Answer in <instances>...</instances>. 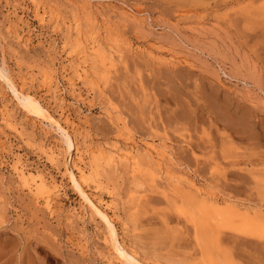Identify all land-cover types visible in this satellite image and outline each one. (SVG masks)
Listing matches in <instances>:
<instances>
[{
  "label": "rangeland",
  "instance_id": "rangeland-1",
  "mask_svg": "<svg viewBox=\"0 0 264 264\" xmlns=\"http://www.w3.org/2000/svg\"><path fill=\"white\" fill-rule=\"evenodd\" d=\"M231 211L264 220V0H0V264H264Z\"/></svg>",
  "mask_w": 264,
  "mask_h": 264
},
{
  "label": "bare ground",
  "instance_id": "bare-ground-1",
  "mask_svg": "<svg viewBox=\"0 0 264 264\" xmlns=\"http://www.w3.org/2000/svg\"><path fill=\"white\" fill-rule=\"evenodd\" d=\"M29 100H31V99H29ZM30 102H31L32 108L36 110L38 107L35 103L36 101L34 99H32ZM65 133H66L68 140H69V143H70L69 146L72 149L73 144H72L71 137L68 135L67 131H65ZM66 140H67V138H66ZM154 152H156V150ZM69 158H71V157H69ZM70 171H71V174H70L71 178L74 181L75 185L79 188V190H81L82 194L85 197H87L85 194H88V193H84V190H83L85 187L82 188L84 178H82L81 176L78 177L77 175H79V174L76 175L73 172V169ZM83 172H84V170H83ZM81 175H83V174H81ZM182 193H183V196L179 197V199L176 200L175 204L177 205V208H179V210H181L185 214H188V215L190 214L191 218L193 220H196L195 222H198L197 224H199L200 228L203 226V221H204V224L208 225L209 216H211V217L214 216L215 219H218L219 216H223V214L218 209H213L212 211L210 209L207 210L206 204L203 203V201L197 195H194L192 193H186V191H184ZM88 197H87V199L94 206L96 213H98V215H100L108 224L109 230L111 229L110 233H112L111 235L113 237V240L116 241L117 233L115 231V226H114L113 219H112L113 217L111 218L109 216V214H107L104 211V209L101 210L102 208L100 209L99 207H97L94 204V200L91 201V199H89ZM89 201H87V202L89 203ZM203 213H204V215H203ZM225 216L227 218L231 219L232 222H234V224L237 226L238 230H240L242 232L251 233L253 235H256V236L264 239V220L262 218L261 219L260 218L254 219V218H250V217H243L242 215H239V214L232 212V211L226 213ZM2 221H3V218H2V216H0V223H2ZM116 249H117V251H119V253L121 255L125 256L126 248L121 242L119 243V246Z\"/></svg>",
  "mask_w": 264,
  "mask_h": 264
}]
</instances>
